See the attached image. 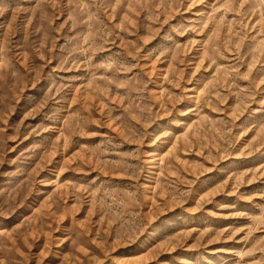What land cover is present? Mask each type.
<instances>
[{
    "label": "rangeland",
    "instance_id": "1",
    "mask_svg": "<svg viewBox=\"0 0 264 264\" xmlns=\"http://www.w3.org/2000/svg\"><path fill=\"white\" fill-rule=\"evenodd\" d=\"M0 264H264V0H0Z\"/></svg>",
    "mask_w": 264,
    "mask_h": 264
}]
</instances>
